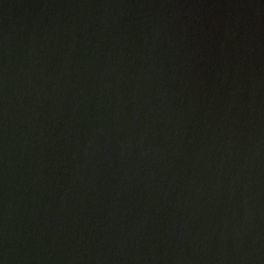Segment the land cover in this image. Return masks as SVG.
Wrapping results in <instances>:
<instances>
[{"label":"water","instance_id":"95a60500","mask_svg":"<svg viewBox=\"0 0 264 264\" xmlns=\"http://www.w3.org/2000/svg\"><path fill=\"white\" fill-rule=\"evenodd\" d=\"M0 264H264V0H0Z\"/></svg>","mask_w":264,"mask_h":264}]
</instances>
